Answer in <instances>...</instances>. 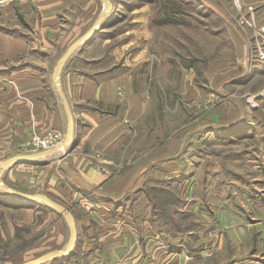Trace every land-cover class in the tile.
<instances>
[{
	"label": "rangeland",
	"instance_id": "rangeland-1",
	"mask_svg": "<svg viewBox=\"0 0 264 264\" xmlns=\"http://www.w3.org/2000/svg\"><path fill=\"white\" fill-rule=\"evenodd\" d=\"M111 1L114 6L103 20L106 28L97 33L98 43L89 54L93 60H82L79 66L95 78L93 70L112 64L111 74L129 76L147 101L142 120L129 123L131 133L116 156L124 157V163L130 160L137 165V175H144L138 192L127 191V196L114 204L118 208L117 203H129L127 208L121 204V212L130 213L140 240L146 243L138 264H264L260 234L250 233V242L242 245L220 223L221 203L242 206L251 216L249 198L264 197V0H221L216 10L201 7V0ZM140 5L145 8L136 13ZM103 38L110 41L102 45ZM60 55V51L47 57L40 53L50 61L49 74ZM3 65L0 75L9 73L5 70L10 65ZM113 108L103 106L106 112ZM232 121L241 124L232 126ZM222 124L224 132L231 126V137L226 133L221 139L204 134ZM239 127L249 133L236 136ZM50 132L58 133L30 134L28 154L39 152L31 151L30 144ZM135 137L142 140V155H129ZM183 146L190 149L192 168L187 179L176 172L185 159L177 155ZM174 157L178 165L171 162ZM152 164L161 168H149ZM125 166H116L109 174L120 175ZM39 175L32 172L27 175L28 184L11 187L26 194H42ZM11 196L0 187V264L38 259L42 255L37 246L40 229L55 225L56 211L40 201L35 204L42 205L38 209L43 213L34 217L35 226L22 223L26 220L23 214L4 203ZM61 201L69 205V200ZM55 202L73 215L68 206ZM25 207L21 204L16 208ZM73 211L77 217L86 213L82 208ZM60 218L61 249H65L70 246L71 229L67 220ZM144 221L150 229L142 235ZM77 255L74 264H90L87 255ZM60 258L56 259L62 264Z\"/></svg>",
	"mask_w": 264,
	"mask_h": 264
},
{
	"label": "crops",
	"instance_id": "crops-1",
	"mask_svg": "<svg viewBox=\"0 0 264 264\" xmlns=\"http://www.w3.org/2000/svg\"><path fill=\"white\" fill-rule=\"evenodd\" d=\"M110 2L111 7L106 8L108 11L104 10V15L97 26L103 10L102 0H26L0 7V19L5 22L0 24V67L9 64V67L15 69L0 75V170L7 160L30 153L27 146L30 134L52 130L60 133V143L49 150V154L12 164L3 173L2 179L7 185L19 188L18 186L22 184H28V174L38 173L44 187L42 194L64 205L66 204L61 198L69 200V205L66 206L72 210L75 218L79 252L88 256L87 261L90 264H138L141 260L140 251L146 243L140 240L139 230L131 220L130 213L127 210L121 212L129 203L124 204L126 201L117 203L120 204L119 209L114 204L127 191L138 192L142 187L144 175H137V165L131 164L130 160L124 163L122 161L124 157L116 156H120L122 146L131 133L129 123H134L137 119L142 120L140 117L147 110V101L142 90L137 91L129 76L116 72L111 74L112 64L93 70L91 74H95V78L79 66L82 60L84 62L93 60L89 54L92 47L98 43L97 33L106 28L103 20L114 6L111 0ZM221 2L201 0L200 5L216 10L215 6L218 8L223 3ZM144 8V5H140L135 12L142 13ZM17 10L23 20H20ZM6 26L15 33L1 29ZM95 26L94 35L90 37L89 42H85L88 44L70 54L61 72L59 87L55 77L59 61ZM103 40L102 45L110 41L108 38ZM36 51L39 54L32 56ZM57 51L62 52V55L54 71L49 74L47 65L50 61L44 57ZM40 53L44 57H41ZM94 59L96 60V57ZM97 61H100L99 58ZM102 62L104 61L97 64ZM121 91L125 94L124 98L121 97ZM98 103L114 107L113 111L93 110ZM68 111L72 119L70 139ZM233 122L232 126L241 124L240 121ZM230 127L224 132L222 124L215 128L216 130L204 134L221 139L226 133L231 137ZM245 129L237 128L236 136L249 133L245 132ZM141 146V138L135 137L134 149L129 155H142ZM189 151V146L187 148L183 146L179 154L177 153L185 158L182 164L176 166V172L181 173L179 177L182 179L188 178L192 168ZM43 152L45 151L37 153ZM171 162H176L175 157ZM122 164L126 165L123 168L124 173L116 176L109 174L110 170ZM153 166L161 168L153 164L149 168ZM92 196L107 199L96 200ZM141 196L142 194H139L138 200H141ZM244 196L247 197V194L244 193ZM249 199L253 208L251 216L247 215L242 206L221 203L220 223L229 229L232 237L242 245L250 242V233L256 231L261 235L264 251V197ZM136 202L137 200L135 205ZM35 203L12 196L8 202L11 210L18 209L23 214L26 220L22 223L34 226L36 224L34 217L43 213L38 209L39 206L42 208V205ZM21 204L26 207L16 208ZM74 208H82L86 213L77 217ZM56 213L54 212L53 216L54 227L48 230L40 229L41 237L37 244L39 251H42L40 257L64 246L62 222L58 220L61 218L58 213L57 218ZM259 214L262 216L258 218ZM42 217L47 219L45 216ZM6 225L9 227L8 222ZM143 225L142 235L150 229L147 221H144ZM68 248L69 245L63 250ZM74 260L65 264H74Z\"/></svg>",
	"mask_w": 264,
	"mask_h": 264
},
{
	"label": "water",
	"instance_id": "water-1",
	"mask_svg": "<svg viewBox=\"0 0 264 264\" xmlns=\"http://www.w3.org/2000/svg\"><path fill=\"white\" fill-rule=\"evenodd\" d=\"M103 3V10L100 13V16L98 18L97 24L100 22V20L102 19L103 15H104V10L106 8L111 7V2L110 0H102ZM96 26L85 36H83L79 42L77 44H75L74 46H72L64 55V57L59 61L57 67H56V71H55V77L57 80V85L60 87V78H61V72L70 56L71 53H73L78 45L82 42H86L90 39L91 36L94 35L95 32V28ZM68 115H69V120H70V128H69V139L71 137V132H72V119H71V114L68 111ZM49 150L45 151L43 153H37V154H28V155H22V156H15L9 160H7L3 166V169L0 170V187H2L3 189L7 190L13 197L19 198V199H23L25 201H30V202H36V201H40L44 204H47L48 206H50L51 208H53L56 212L59 213L60 216L64 217L67 222L68 225L70 226L71 229V237H70V246L68 249L63 250V249H58L53 251L50 254L44 255L36 260L33 261H29V262H25L22 264H43L47 261H51L54 260L55 258H59L61 257L62 259H64L67 256H70V254L72 253L75 244H76V240L78 238V232H77V227H76V222L75 219L73 217V215L71 214V212L66 209L64 206H62L61 204L51 200L50 198H48L46 195L43 194H26V193H22L16 189H14L13 187L7 185L4 180H2V175L3 173L12 165L15 163H19V162H24V161H28V160H32V159H36L38 157L44 156L46 154H49ZM12 264V263H10Z\"/></svg>",
	"mask_w": 264,
	"mask_h": 264
},
{
	"label": "built area",
	"instance_id": "built-area-1",
	"mask_svg": "<svg viewBox=\"0 0 264 264\" xmlns=\"http://www.w3.org/2000/svg\"><path fill=\"white\" fill-rule=\"evenodd\" d=\"M26 0H0V5L11 4L16 2H23ZM124 98V96H123ZM61 135L55 132H50L36 140L33 141L30 145H33L31 151H48L60 143Z\"/></svg>",
	"mask_w": 264,
	"mask_h": 264
},
{
	"label": "trees",
	"instance_id": "trees-1",
	"mask_svg": "<svg viewBox=\"0 0 264 264\" xmlns=\"http://www.w3.org/2000/svg\"><path fill=\"white\" fill-rule=\"evenodd\" d=\"M17 13H18V16H19V18H20V20H23V17H22V15H21V13L17 10ZM167 15V14H166ZM1 29H3L4 31H5V29H6V31L8 32V33H15L13 30H10L8 27H2ZM14 68L13 67H9L7 70H5V72H11L12 70H13ZM15 70V69H14ZM98 110V111H101V112H103L104 110H103V105L101 104V103H98L97 105H95L94 107H93V110ZM5 204H7L8 205V202H4ZM55 211V210H54ZM5 225V224H4ZM2 231H3V226H1V223H0V240H2L3 239V234H2ZM79 253V239H77L76 240V244H75V247H74V249H73V251H72V253L70 254V256H67V257H65L64 259H62L61 258V260H63V263L62 264H64V263H66L67 261H71L72 259H76V257H78V254ZM58 260L57 259H54V260H52V261H50L49 263H56ZM43 264H48V262H45V263H43Z\"/></svg>",
	"mask_w": 264,
	"mask_h": 264
},
{
	"label": "bare ground",
	"instance_id": "bare-ground-1",
	"mask_svg": "<svg viewBox=\"0 0 264 264\" xmlns=\"http://www.w3.org/2000/svg\"><path fill=\"white\" fill-rule=\"evenodd\" d=\"M107 10V9H106ZM30 202V201H29Z\"/></svg>",
	"mask_w": 264,
	"mask_h": 264
}]
</instances>
